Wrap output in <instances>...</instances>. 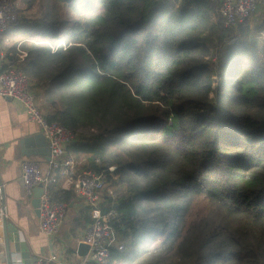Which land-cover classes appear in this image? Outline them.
Returning a JSON list of instances; mask_svg holds the SVG:
<instances>
[{
	"label": "trees",
	"instance_id": "trees-1",
	"mask_svg": "<svg viewBox=\"0 0 264 264\" xmlns=\"http://www.w3.org/2000/svg\"><path fill=\"white\" fill-rule=\"evenodd\" d=\"M15 1L43 9L19 17L42 39L18 52L47 119L78 134L83 168L119 177L115 201L87 206L118 214L111 264H264V41L249 22L226 27L210 0ZM201 197L209 214L189 222Z\"/></svg>",
	"mask_w": 264,
	"mask_h": 264
},
{
	"label": "crops",
	"instance_id": "crops-1",
	"mask_svg": "<svg viewBox=\"0 0 264 264\" xmlns=\"http://www.w3.org/2000/svg\"><path fill=\"white\" fill-rule=\"evenodd\" d=\"M248 22L250 30L264 41V8L258 10ZM17 26L16 30H10L2 37L1 50L6 61L17 57L23 43L42 39L39 35H34L35 28L22 24ZM26 60L27 57L23 63ZM4 63H0V73ZM33 92L44 113L52 114L54 110L47 96V88L33 83ZM42 135L39 127L30 121L17 102L0 97V179L5 185L4 197L0 199V264H34L39 260L48 264L80 263L87 256L79 255V246L83 244L81 235L90 223L89 217L98 219L96 211H88L81 199H71L61 232L56 241L51 243L40 231L33 198L29 199L26 195L21 165L28 160L41 165L44 177L50 181V188L54 191L62 194L72 192L71 183L57 172L51 171L48 147ZM41 151L45 154L42 155ZM28 152L29 155H26ZM68 152L80 159L83 167L92 158L91 155L75 153L71 147ZM118 241L121 243L119 239ZM8 251L12 256L10 263L5 262ZM115 264L131 263L129 259H123Z\"/></svg>",
	"mask_w": 264,
	"mask_h": 264
},
{
	"label": "built area",
	"instance_id": "built-area-1",
	"mask_svg": "<svg viewBox=\"0 0 264 264\" xmlns=\"http://www.w3.org/2000/svg\"><path fill=\"white\" fill-rule=\"evenodd\" d=\"M220 4L219 14L228 28L238 27L249 21L258 10L264 8V0H210ZM13 0H0V63L4 67L0 73V97L17 102L27 113L30 121L36 124L46 139L50 150L49 167L71 183L74 196L90 207L97 208L103 201L104 194L115 201L117 194L114 189L107 188L104 173H97L83 166L77 157L68 152L69 147L79 140L78 134L57 123L50 122L33 92V83L21 68L27 54L21 52L19 60L6 61L1 50L2 37L18 25L19 18L14 10ZM99 162V161H98ZM114 173L116 167H109ZM21 178L26 195L34 198L37 187L43 186L44 192L40 198L39 226L41 233L54 243L58 238L69 204L55 201L49 193L50 181L44 177L41 165L28 160L21 165ZM5 185L0 179V199L4 197ZM85 227L81 235V243L89 245V251L80 263L65 262L61 264H111V251L116 248L124 251V244L119 243L111 221L118 217L115 211L101 215ZM34 264H48L42 260Z\"/></svg>",
	"mask_w": 264,
	"mask_h": 264
},
{
	"label": "rangeland",
	"instance_id": "rangeland-1",
	"mask_svg": "<svg viewBox=\"0 0 264 264\" xmlns=\"http://www.w3.org/2000/svg\"><path fill=\"white\" fill-rule=\"evenodd\" d=\"M55 2L56 3V1L55 0H46L45 1V3L46 4H48V3H50V2ZM167 1H169V3H173V2H176V0H167ZM13 2H14V0H13ZM61 2V1H60ZM39 3H36L35 5H33V6H28L26 3H24L23 1L21 2V1H15L14 3H13V8H14V10L16 11V15L18 16V18L20 17V18H39V17H41V16H37L38 14L40 15V11H43V9H41L40 8V6L38 5ZM66 12H62V14H60L61 15V17H64V18H67V19H70V18H72V16H70V15H68L67 13L65 14ZM44 18H45V16H44ZM79 17H77V19H78ZM210 19H211V21H215V17H214V15H211V17H210ZM18 26H16V25H14L12 28H11V30L12 31H14V30H16V28H17ZM205 36H208V33H206L205 32V34H204ZM224 50V49H223ZM210 59V57H208L207 58V60H209ZM216 69H217V71L219 70L218 69V66H216L215 67ZM211 71L213 70V68H211L210 69ZM211 77H212V79L214 80V81H216V79H217V76H216V74H212L211 75ZM92 132H94V131H89V130H81L80 132H79V134L80 135H82V136H84V137H88V136H90V134L92 133ZM110 149V151H116V148L114 147V146H112V147H110L109 148ZM119 152H120V150H118ZM121 155H123V153L121 154ZM78 161L80 162V164H81V160L80 159H78ZM82 165V164H81ZM115 181H113V180H111V181H106L107 182V185L108 186H111V185H115L114 186V188L115 187H117V189H118V191H119V193H120V186H118V181H119V177H115V179H114ZM117 180V181H116ZM117 194V193H116ZM211 204L208 202V200L206 199V198H196V199H194V201H193V203H192V214L189 216V222H191V221H193V220H198V218H201V217H203V216H207L208 214H209V211H210V209H211ZM162 240V238H160L157 242H156V245H160V243L162 242L161 241ZM152 246H155V245H152ZM150 247V246H149ZM155 254H157V253H155ZM134 264H138V263H134Z\"/></svg>",
	"mask_w": 264,
	"mask_h": 264
},
{
	"label": "water",
	"instance_id": "water-1",
	"mask_svg": "<svg viewBox=\"0 0 264 264\" xmlns=\"http://www.w3.org/2000/svg\"><path fill=\"white\" fill-rule=\"evenodd\" d=\"M42 138L46 141V139H45V137L43 135H42ZM28 142H26V143H28ZM27 145H29V143ZM47 147H48V144H47ZM41 152H42V155L45 154V152H43V151H41ZM26 155H29V152L26 153ZM47 156H48V161H50V150H49V147H48ZM43 192H44L43 186L40 185L39 187L36 188L35 193H34L33 205H34V207L36 209V212H37L38 216H39L40 198H41ZM79 247H80L79 248V255L82 256V257L86 256L88 251H89V245L80 244ZM5 260H6L5 262H8V263L11 262L12 256H11V252L10 251H8L7 259H5Z\"/></svg>",
	"mask_w": 264,
	"mask_h": 264
}]
</instances>
